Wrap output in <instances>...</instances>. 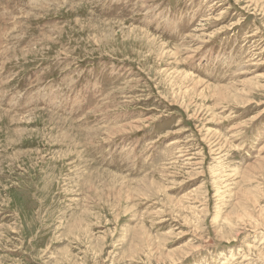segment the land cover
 <instances>
[{
	"label": "rangeland",
	"instance_id": "obj_1",
	"mask_svg": "<svg viewBox=\"0 0 264 264\" xmlns=\"http://www.w3.org/2000/svg\"><path fill=\"white\" fill-rule=\"evenodd\" d=\"M0 264H264V0H0Z\"/></svg>",
	"mask_w": 264,
	"mask_h": 264
},
{
	"label": "bare ground",
	"instance_id": "obj_2",
	"mask_svg": "<svg viewBox=\"0 0 264 264\" xmlns=\"http://www.w3.org/2000/svg\"><path fill=\"white\" fill-rule=\"evenodd\" d=\"M248 192V191H247ZM241 212V211H240ZM243 223V222H242ZM221 226V225H220ZM232 230V229H231ZM141 253V252H140Z\"/></svg>",
	"mask_w": 264,
	"mask_h": 264
}]
</instances>
